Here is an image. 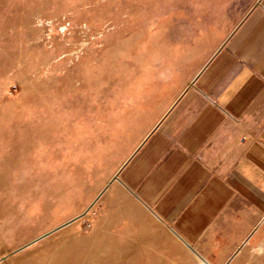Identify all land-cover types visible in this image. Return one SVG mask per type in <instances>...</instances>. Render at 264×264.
<instances>
[{"label": "crops", "instance_id": "1", "mask_svg": "<svg viewBox=\"0 0 264 264\" xmlns=\"http://www.w3.org/2000/svg\"><path fill=\"white\" fill-rule=\"evenodd\" d=\"M159 1L70 149L95 169L69 226L112 261L264 264V0Z\"/></svg>", "mask_w": 264, "mask_h": 264}, {"label": "rangeland", "instance_id": "2", "mask_svg": "<svg viewBox=\"0 0 264 264\" xmlns=\"http://www.w3.org/2000/svg\"><path fill=\"white\" fill-rule=\"evenodd\" d=\"M144 5L159 12V0H0V264H144L112 261L103 240L69 226L90 206L95 169L70 149L99 145L127 15Z\"/></svg>", "mask_w": 264, "mask_h": 264}]
</instances>
